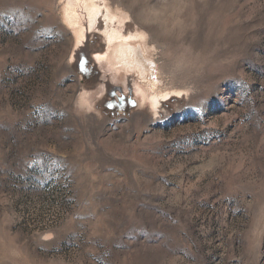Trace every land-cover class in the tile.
Returning <instances> with one entry per match:
<instances>
[{
    "label": "rangeland",
    "instance_id": "rangeland-1",
    "mask_svg": "<svg viewBox=\"0 0 264 264\" xmlns=\"http://www.w3.org/2000/svg\"><path fill=\"white\" fill-rule=\"evenodd\" d=\"M66 1L0 0V264H264V0Z\"/></svg>",
    "mask_w": 264,
    "mask_h": 264
},
{
    "label": "bare ground",
    "instance_id": "bare-ground-1",
    "mask_svg": "<svg viewBox=\"0 0 264 264\" xmlns=\"http://www.w3.org/2000/svg\"><path fill=\"white\" fill-rule=\"evenodd\" d=\"M103 0H71L70 2L66 1L63 8V21L64 23L73 31V37L75 38V43L79 44V39L84 36L83 24L81 23V16L77 8H82L86 13L87 24L89 28H94L97 25L98 17L102 13V3ZM106 16L110 21L117 19L118 23L122 24V20L118 19V14L111 12L109 14L107 7L104 6ZM106 39L109 47H113V53L115 54L116 61L118 64H121L124 69L135 70L140 77V79L151 88L154 87L155 81L153 79V65L154 63L148 60L144 54L145 49L142 47V44H133L132 39L136 36H124L118 31H106ZM142 40V36H138ZM138 39V40H139ZM115 44L112 45V43ZM97 59H104L103 55H97ZM150 75V76H149ZM152 78V80L150 79ZM140 91V90H139ZM143 92V91H141ZM171 96V93H155L153 92L148 98L142 93L143 98H147L150 101V105L155 108L159 103V99L167 100ZM168 101V100H167Z\"/></svg>",
    "mask_w": 264,
    "mask_h": 264
}]
</instances>
